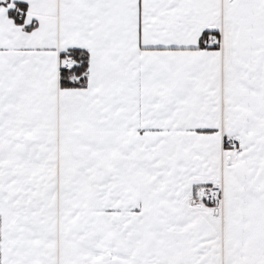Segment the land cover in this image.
Wrapping results in <instances>:
<instances>
[{"label":"snow or ice","instance_id":"obj_1","mask_svg":"<svg viewBox=\"0 0 264 264\" xmlns=\"http://www.w3.org/2000/svg\"><path fill=\"white\" fill-rule=\"evenodd\" d=\"M0 264H264V0H0Z\"/></svg>","mask_w":264,"mask_h":264}]
</instances>
